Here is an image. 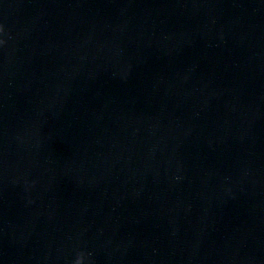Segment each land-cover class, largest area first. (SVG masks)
Masks as SVG:
<instances>
[{
  "label": "water",
  "instance_id": "95a60500",
  "mask_svg": "<svg viewBox=\"0 0 264 264\" xmlns=\"http://www.w3.org/2000/svg\"><path fill=\"white\" fill-rule=\"evenodd\" d=\"M264 264V0H0V264Z\"/></svg>",
  "mask_w": 264,
  "mask_h": 264
},
{
  "label": "clouds",
  "instance_id": "9594fccd",
  "mask_svg": "<svg viewBox=\"0 0 264 264\" xmlns=\"http://www.w3.org/2000/svg\"><path fill=\"white\" fill-rule=\"evenodd\" d=\"M76 264H81V260L77 259Z\"/></svg>",
  "mask_w": 264,
  "mask_h": 264
}]
</instances>
